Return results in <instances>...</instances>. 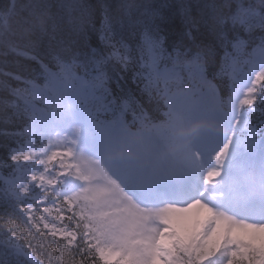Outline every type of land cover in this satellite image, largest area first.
<instances>
[{
  "label": "snow or ice",
  "instance_id": "6c2138e0",
  "mask_svg": "<svg viewBox=\"0 0 264 264\" xmlns=\"http://www.w3.org/2000/svg\"><path fill=\"white\" fill-rule=\"evenodd\" d=\"M0 124V264H264V0H8Z\"/></svg>",
  "mask_w": 264,
  "mask_h": 264
},
{
  "label": "trees",
  "instance_id": "16d2710c",
  "mask_svg": "<svg viewBox=\"0 0 264 264\" xmlns=\"http://www.w3.org/2000/svg\"><path fill=\"white\" fill-rule=\"evenodd\" d=\"M6 3H8V0H0V8H2ZM7 70H11V69L9 68V69H7ZM5 127H7L9 130H12V128H13L14 126H12V125L5 126V125H3V124H0V129H3V128H5ZM4 143H8V144H10L11 146H13V145H12V142H10V141H5V138H4L3 136H0V145H3ZM0 149L4 151V152H1V151H0V156H1L2 158L6 159V158H7V149L4 148V147H0Z\"/></svg>",
  "mask_w": 264,
  "mask_h": 264
}]
</instances>
